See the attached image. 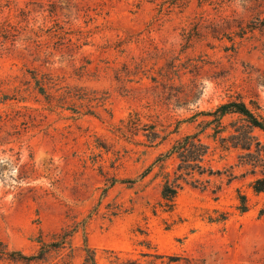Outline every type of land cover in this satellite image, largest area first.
Returning <instances> with one entry per match:
<instances>
[{
	"label": "rangeland",
	"instance_id": "obj_1",
	"mask_svg": "<svg viewBox=\"0 0 264 264\" xmlns=\"http://www.w3.org/2000/svg\"><path fill=\"white\" fill-rule=\"evenodd\" d=\"M230 102L264 121V0H0V241L264 264V133Z\"/></svg>",
	"mask_w": 264,
	"mask_h": 264
},
{
	"label": "trees",
	"instance_id": "obj_2",
	"mask_svg": "<svg viewBox=\"0 0 264 264\" xmlns=\"http://www.w3.org/2000/svg\"><path fill=\"white\" fill-rule=\"evenodd\" d=\"M39 90L44 92L43 87H39ZM214 120L219 122L221 118L226 115L234 114L243 118L248 127L257 129L264 133V121L257 118L250 109L243 102H230L218 106L212 113H210ZM189 138H185L180 144V148H177V153L181 158V151L184 152L187 146H193L194 140L191 143H187ZM245 150L248 148L245 147ZM251 188L254 193L260 194L264 193V177L255 178L251 183ZM180 189V183L178 179L170 181L165 180L161 190V198L168 203H173L174 199ZM244 199H242L243 201ZM244 204V203H243ZM245 211V207L242 208V212ZM65 240V239H64ZM85 257L81 264H97L95 260V252L90 249L85 250ZM50 249L42 247L39 249L35 255H24L19 251H10L7 246H5L0 241V264H9L13 262H21L23 264H68L65 261H48L47 257L50 254ZM116 264H138L136 261L127 260L124 262H117Z\"/></svg>",
	"mask_w": 264,
	"mask_h": 264
}]
</instances>
